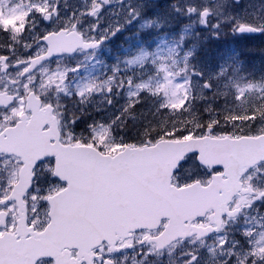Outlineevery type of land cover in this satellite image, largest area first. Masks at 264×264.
<instances>
[{
	"label": "water",
	"instance_id": "95a60500",
	"mask_svg": "<svg viewBox=\"0 0 264 264\" xmlns=\"http://www.w3.org/2000/svg\"><path fill=\"white\" fill-rule=\"evenodd\" d=\"M47 41L52 42L47 55L36 59L35 64L63 52L68 46L65 43L69 44L61 33L49 36ZM58 135L54 125L45 142L28 147L25 138L18 135L5 150L20 154L25 165L8 197L20 205V219L16 233L0 236V264H35L44 256L58 261L66 255L61 251L65 246L96 245L101 239L111 238L114 230L123 233L136 226H151L162 216L183 223L186 218L203 215L209 207H216L219 212L238 189L246 163L259 151L243 147L241 137L204 135L165 139L142 147L127 146L112 155L90 145L48 143ZM191 152L197 153L200 163L211 168L220 166L224 172L214 175L209 185L198 182L179 188L172 185L174 170ZM51 154L57 156L56 174L69 184L49 198L52 221L47 228L28 238L26 234L31 228L25 225L26 204L22 197L30 187L33 165ZM0 215V224L5 225L6 215Z\"/></svg>",
	"mask_w": 264,
	"mask_h": 264
},
{
	"label": "flooded vegetation",
	"instance_id": "af4514ba",
	"mask_svg": "<svg viewBox=\"0 0 264 264\" xmlns=\"http://www.w3.org/2000/svg\"><path fill=\"white\" fill-rule=\"evenodd\" d=\"M246 1L247 3L236 8L238 19L255 25L264 23V1ZM86 2V6L82 8L79 0H0V12L5 7L9 8L10 14V8L13 5L21 6L18 12L13 10L10 14L11 21L1 20L0 16V139L5 137L6 130L15 135L21 128H25L26 131L29 130L27 125L33 121V116L41 113L38 112L40 110L50 107L55 113L59 112V98L56 95L57 87L54 86V83L46 86L41 76L44 70L48 71L53 68V60L37 66L31 72H27L30 61L43 55L48 47L43 41L38 42V37L45 30H51L65 23L68 25L75 23L79 29L87 31L91 11L98 12L100 15L104 14L109 22L117 19L122 20L125 14L124 4L127 3V0H123V2L121 0H86ZM134 2L140 7L142 15L157 19L160 24L161 16L172 14V6L176 5L174 0H132V4ZM2 3L4 4L3 7ZM97 5H100V7L98 8ZM53 7H56L58 13L54 15V23H45L41 17L52 13ZM221 10H224V3ZM115 12L120 13L119 17L113 15ZM224 16L225 14H220V17L224 18ZM216 17L218 15H213V20ZM129 28L130 26L126 27L116 35H126ZM88 35L91 36L92 33L89 32ZM251 44L255 47V55H257L255 68L259 73H262V76H259L262 78L260 81H263V88L258 91L257 96L249 98L253 102L250 104L246 102L245 111L247 113L256 110L260 113L264 112V33L255 36ZM119 48L120 45L111 46L113 52L119 51ZM36 106L40 110H36ZM42 116L48 119L46 115ZM58 121L64 124L62 119L58 118ZM19 123L20 128L17 127ZM63 124L62 126L59 124V130L62 140L64 139L63 141L66 142L65 136L67 133ZM50 126L49 124L43 125L42 130H47ZM3 157L5 156L0 154V158ZM50 160L52 162L53 159ZM36 168L38 175V171L41 172L45 166L40 163ZM206 182L208 181H203V183ZM239 195L245 194L237 193L230 201V207L231 202H235ZM261 213H264V202H257L251 208L245 207L235 220H229L227 225H223L220 232L211 231L204 237L199 236L194 228L199 227V232L202 233L201 228L214 227L218 223L215 209H209L205 215L192 220L190 223L186 222L190 225L189 230L193 231L187 236L181 234L170 238H158L164 235L169 225L168 219H162L156 228L152 230L148 228L135 230L128 237L123 240L119 239L114 244H120L121 242L125 244L134 243L135 240L145 237L151 238L146 239V243L151 245L159 241L163 247H154L152 253L146 258L143 251H141V245L126 248L122 250L119 256L115 257V264H182L185 257L181 253L190 249L199 252L200 264H218V262L225 259L227 252L216 247V236L223 235L225 232H227L230 239L241 240V244L237 245L234 251V259L237 261L243 260L247 249V244L241 237V230L245 227V219L247 218L254 225L260 219ZM253 217L256 220H253ZM201 221L204 223H199ZM254 241L264 243V230L257 229L254 233ZM101 244L106 247L111 245L106 241L101 242ZM99 245L89 253L79 257H77L76 249H69L70 256L65 264H95L94 253L99 250ZM209 249H212V251L210 252ZM55 262L54 259L47 258L37 264H55Z\"/></svg>",
	"mask_w": 264,
	"mask_h": 264
},
{
	"label": "snow or ice",
	"instance_id": "6c2138e0",
	"mask_svg": "<svg viewBox=\"0 0 264 264\" xmlns=\"http://www.w3.org/2000/svg\"><path fill=\"white\" fill-rule=\"evenodd\" d=\"M121 2H123V0H121ZM237 3H239V0H237ZM97 7L99 8L100 5H97ZM172 11L181 15L187 14L199 17L200 26L205 29H211L212 37L220 36V31L226 22L230 24L233 34L264 33V23L255 25L243 22L236 16L232 15H229L226 19L216 18L213 20V12L211 8L206 5L201 7L190 6L186 9H181L179 6L173 5ZM124 13L122 20L117 19L105 24L102 15L98 12L91 11L89 13L90 23L87 26V31L79 29L75 23L71 25L65 23L64 25H59L51 30H45L38 37V42L43 41L46 44L49 35L53 33L57 35L60 33H66L70 37L69 45L64 48L63 52H57V55L67 54L71 56L76 52L77 48H96L101 44L102 39L107 40L114 37L117 33L121 32L128 26H132L141 18V10L140 8L133 6L132 0H127V3L124 4ZM55 14H58L57 9L56 7H53L52 13L47 16H42L41 19L44 20L45 23H54ZM113 15L119 17L120 13L115 12ZM151 24V20L143 21V26L145 27H150ZM157 27H160V25L158 24ZM89 32L92 33L91 36L88 35ZM136 35L139 36V32H137ZM196 35L199 36V32H197ZM179 47H184L183 36L180 37ZM191 47L196 49L198 48V45L194 43ZM175 50V48L169 49V54ZM161 51L162 50L158 44L151 54L143 52L142 55L138 54L127 59V63L123 68L120 67L119 60L111 66L110 71L107 73V79L114 82L117 96L120 91H124L128 98V103L117 112L114 117L115 120H119L123 112L134 110L142 103L144 98L149 95L157 98L163 97L159 99L158 103H156L152 115H156L157 113H167L171 110L175 99L180 98L176 94L175 89L181 88L182 85H187L188 90H190L193 82L199 85L200 90L203 93L199 99L206 101L209 96H213L216 99L220 98L215 96L216 81L220 77L227 76L229 64L220 62L215 70H213L210 64L208 71L205 72L198 66L189 63V57H191L193 53L187 52L183 66H177L175 72H172L169 71V66L164 62L166 57L160 54ZM149 55H151V59L146 61V58L149 57ZM236 55H238V53ZM135 60L141 62V67L144 68L143 73L133 71L132 67H130ZM173 63H175V61ZM79 67L80 65L77 63L76 67L67 69L62 74L63 79H67L68 71L75 72ZM142 78H145L149 82L153 78H158L157 87L153 89L149 87V83H138ZM228 79L231 80V77H228ZM168 87H172L173 89V96L171 99L168 98ZM251 87H253L251 83L245 85V88ZM188 90H184V97L181 100V110H187V107L190 104ZM107 91L109 93L107 102L108 104H111V93L113 88L109 87ZM239 92L240 89L237 88V95L234 99H240ZM207 111L208 109L205 108V112ZM142 114L147 115V112L142 110ZM244 115L247 118H245L242 123L247 126L248 132L243 133V128L240 129L243 133L241 136L243 147L246 149L259 148V151H256L250 157L243 168V171L240 173L243 179L238 181L237 188L240 193L245 195H239L235 202H231V207L225 204V206L219 210L218 214H216L218 223L214 227L209 226L208 231L220 232L222 226L227 225L229 220H235L243 208H251L255 206L257 202H264V127L257 128L255 134H253V126L264 121V112L258 113L256 110H252ZM222 119L227 121L228 117H222ZM74 122L75 121H73V123ZM125 122H127L126 119ZM235 122L240 123V118L236 117ZM219 123L220 120L215 121V124L218 125ZM200 127H203V125ZM10 158L14 160L17 167H23L18 158ZM213 174L220 175L221 173L214 171ZM33 175H35V173H33ZM252 219L256 220L255 217ZM199 223L202 224L204 222L201 221ZM257 229L264 230V213H261L260 219L257 220L254 225L247 218L245 219V227L241 230V237H243L244 242L247 244V249L244 259L238 261L234 259V251L237 245L241 244V240L230 239L227 232L223 235H217L216 247L227 252L225 259L218 262V264H264V243L254 241V233ZM188 234L190 235L191 233ZM204 234L206 235L207 232ZM146 239L151 238L141 237L135 240L134 243L125 244L121 242L120 244H113L107 247L104 244H100L99 250L94 253L95 264H115V257L119 256L122 250L135 247L136 245H141V251H143L145 258L152 253L154 247H163L159 241L150 245L149 243H146ZM209 251L211 252L212 249H209ZM181 255L185 257L182 260V264H200V254L197 250L190 249L181 253Z\"/></svg>",
	"mask_w": 264,
	"mask_h": 264
},
{
	"label": "rangeland",
	"instance_id": "374dc122",
	"mask_svg": "<svg viewBox=\"0 0 264 264\" xmlns=\"http://www.w3.org/2000/svg\"><path fill=\"white\" fill-rule=\"evenodd\" d=\"M81 2L82 8H84L86 5V0H79ZM182 2L179 3V7L181 9H186V7L195 6V7H201V6H207L211 8L212 11H214L215 15L218 14V18L220 17V14H223L221 11V7L218 3L221 2V0H218L214 4L210 5L208 3L204 5H200L205 0H181ZM233 2L237 3V0H231ZM241 0H239V3ZM135 4V2H134ZM133 4V5H134ZM2 7L4 4H1ZM93 6V5H92ZM7 7V6H6ZM21 6L16 5L12 6L10 8V14L14 11H19ZM135 7L140 8L138 5H135ZM4 10L0 12L1 20L4 21H11V17L9 14V8H3ZM232 10V9H231ZM104 17V23H109V20L106 19L104 14L102 15ZM184 20H186V24L189 26V30L186 32V34L192 33L193 30H195L196 26H200L199 24V17L193 16V15H183ZM144 20H151L152 24L150 27L143 26ZM158 25L157 19H154L152 17H149L147 15H142L141 18L135 22L132 26L136 29V33L139 32V36L136 35V33L129 32L128 37L132 38V41L134 42L129 47L127 54L124 55H115L114 61L119 60L120 67L123 68L124 65L127 63V59H130L136 55H142L143 52L152 53L155 49L156 45L159 44L161 51V55L166 57V60L164 61L169 66V71L175 72L177 66H183L185 62V55L187 52H192L193 55L189 57V60L194 57L197 58L194 60V62L189 61L192 65H196L205 72L208 71L209 65L211 64L213 70H215L220 62H224L229 64L228 68V74L227 76L220 77L216 81V88H215V94L217 97H220L223 94H227L229 99L228 102L233 104H237L239 106L235 107V111L242 113V106L246 104V101L244 99L245 96L249 95L250 93L256 91H260L261 88H263L260 84L257 82H253L251 80H247L246 74H241V67L239 63L234 62V52L231 50L229 53H225V49L223 45V41H220L219 44H216L214 46V52L215 57H212V55L208 54V58H204L201 56H198L196 54L198 50L202 47L201 43L194 42L198 45V48L193 49L190 46H185L183 48L179 47V44H174L175 42H168V39L165 36H162L160 40L155 41V44L153 46V49H148L143 46L144 43H141L144 39L142 37V33L144 31H149L150 29L156 28ZM228 30H231V26L228 27ZM223 30H226L223 26ZM195 32V31H194ZM117 39H120V36L116 37ZM111 38L107 40H103L102 42H105V46H101V48L93 49V51L87 52L81 50V52L71 55L68 57H59L58 59H55L53 63V68L51 70H44L42 72V78L43 82L46 86L52 85L54 83V86L57 87L56 95H58V101L60 107L63 106L64 103H67L70 107V113L69 115L73 118L74 121H77V115L81 113L82 117L86 119L87 123L84 128L81 130L76 131V137L75 134L72 135V139L74 143H83L87 141V143L94 144L100 146L101 148L109 151H117L120 149V147L123 146V143H121L120 135L115 133L114 128H117L114 124H117L119 120H115L114 117L116 116L117 112L120 111L122 107H124L128 103L127 95L124 91H120L119 95L116 94V89L114 87V82L107 79V73L110 71L111 66L115 64L112 60L106 59V57H98V54L103 52L104 49L108 50L109 55H111ZM141 41V42H140ZM185 44V43H184ZM175 48L176 50L173 51L171 54H169V49ZM117 52V51H116ZM178 53V54H177ZM114 56V55H113ZM151 59V55L146 58L147 60ZM175 61V63H173ZM77 63H79L80 67L75 71H68L67 72V79H63V73L67 69H71L76 67ZM133 70L137 72L143 73L144 68L141 67V62L139 60H135L133 65H131ZM250 74L253 76V74L250 72ZM262 74H260L261 76ZM228 77H231V80L228 79ZM249 77V76H248ZM158 78H153L150 82L147 81L145 78H142L138 81V83H149V87L155 89L157 87ZM251 83L253 87L251 88H245V85ZM194 84L197 88L194 87ZM109 87L113 88V91L111 93V100L112 103L108 104V98L109 93L107 89ZM237 88L240 89L239 95L240 99H234V97L237 95ZM198 94H203L200 90V87L197 83L193 82L191 89L188 90L187 85H182L181 88L175 89L176 94L180 97L179 99H175L174 104L171 108V110H175L176 108L182 107L181 100L184 97V90L189 91V100L190 104H192L191 98L194 97V92ZM168 98H172L173 96V89L172 87H168ZM79 93V94H78ZM163 98V97H160ZM157 97L153 96H146L145 99H147L148 104L152 106V104H156L159 102V99ZM241 105V106H240ZM95 106L99 107L101 110H95ZM91 109H90V108ZM86 109L89 112H86ZM187 110H190L188 107ZM98 111V112H97ZM85 114L87 115H83ZM92 113V114H91ZM125 112H123L121 115L123 116ZM96 114V117H93ZM230 121L235 122V118L238 117V115H229ZM135 118V116H134ZM240 118V117H239ZM72 120V119H71ZM72 120V121H73ZM244 119L240 118V122H242ZM122 122V120H121ZM10 155H5V157L0 159V181L2 183L1 188V197H4L7 195L8 191L10 190L11 185L14 183V179L17 176L18 167L16 166L13 159H11ZM18 158V157H15ZM19 159V158H18ZM20 160V159H19ZM182 179L190 180L193 178H196L200 176L197 172L190 169V164L185 165L181 171L179 172ZM198 174V175H194ZM29 203L31 202L34 207L36 206V199L37 197H34L33 195L30 196ZM4 208L8 211L10 217L12 219L10 220L11 227H14V224L16 222V205L14 203H8L4 206ZM32 210V209H31Z\"/></svg>",
	"mask_w": 264,
	"mask_h": 264
},
{
	"label": "trees",
	"instance_id": "16d2710c",
	"mask_svg": "<svg viewBox=\"0 0 264 264\" xmlns=\"http://www.w3.org/2000/svg\"><path fill=\"white\" fill-rule=\"evenodd\" d=\"M200 96L191 98L192 104L188 106L190 110H181V107H179L167 113H157L156 115H152L156 104L150 106L147 99L144 98L142 103L134 110L125 112L123 116L121 115L122 122L119 120L117 124H114L117 127L114 128L115 133L120 135L121 143L125 145L131 142L143 144L147 140L154 141L163 137L177 138L188 135H200L209 128L220 133L229 134L242 133L240 131L241 128H243V133L248 132L247 126L242 122L233 123L230 121L229 115L233 113L234 104L231 105L227 101L229 99L227 94L221 95L219 99L209 96L206 101L199 99ZM205 108L208 109L207 112H205ZM90 109H86V112H89L88 110ZM95 110L99 111L101 109L96 108ZM142 110L147 112V115L142 114ZM83 115L87 114L84 112ZM79 116L80 118L77 120L78 129L84 128L88 121V116H86V119L82 117L81 113H79ZM93 117H96V114ZM222 117H228L227 121L222 119ZM238 117L245 119L244 114H239ZM125 119L127 122H125ZM216 120H220L218 125L215 124ZM201 125L203 127H200ZM256 126L257 124L253 126V132L256 131ZM179 179L182 180V178Z\"/></svg>",
	"mask_w": 264,
	"mask_h": 264
}]
</instances>
